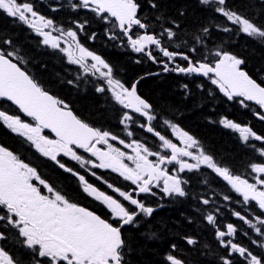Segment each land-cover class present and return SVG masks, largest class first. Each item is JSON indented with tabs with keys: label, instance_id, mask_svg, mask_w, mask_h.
<instances>
[{
	"label": "snow or ice",
	"instance_id": "6c2138e0",
	"mask_svg": "<svg viewBox=\"0 0 264 264\" xmlns=\"http://www.w3.org/2000/svg\"><path fill=\"white\" fill-rule=\"evenodd\" d=\"M199 3L223 19V27L216 25L218 30L225 33L235 30L264 41V21L257 22L245 15L232 0H199ZM149 4L153 9L158 7L155 0H149ZM68 6L72 11H89L101 21L114 25L127 38L134 52L146 55L153 63L160 62L152 51L158 49L167 58L163 63L166 72L206 77L228 101L245 108L252 102L262 110L255 114L264 120V82H257L242 70L244 61L237 56L217 49L210 53L215 60L209 62L207 56L195 58L196 47L170 51L164 47L163 40H175V29L179 25L172 21L169 27L161 24L159 34L149 33V24L139 14L141 5L138 0H68ZM0 11L32 29L42 38L43 45L64 53L68 63L77 65L85 75L102 79L104 84L96 91H107L115 104L125 110L120 122L127 136L123 139L78 117L65 101L50 94L22 67L26 61L19 50L13 48L12 40L3 39V44L8 47L0 48V126L20 137L40 157L76 177L81 192L103 206L109 215L105 218L74 202L20 154L0 144V241L15 236L20 246L28 250L32 264H126L127 242L123 229L138 226L137 217L142 214L150 217L154 211L138 198L140 194L155 196V188L164 196L185 197L188 194L184 187L187 181L180 174L205 167L238 193L245 205L254 202L260 210V215L252 213L251 209L249 215L238 211L233 215L260 237L252 243L264 249V162L250 165L254 176L249 182L218 164L198 140L177 124L162 121L171 130L172 138L157 130L152 122L158 120V116L152 105L137 94L136 85L126 87L115 79L112 67L79 43L77 31H83L84 23H76V30L57 27L52 19L38 14L27 0H0ZM156 19L162 21L164 17L158 15ZM134 28L143 30V33L137 34ZM202 31L206 35L211 28L204 27ZM53 32L59 35L54 36ZM117 38L109 36V39ZM194 39L197 44L205 45L203 37ZM139 118H143V122ZM220 123L238 132L245 143L249 139L264 142V136L250 127L228 118H222ZM133 125L152 134L159 142L158 148L154 150L145 141L134 139ZM259 151L264 157V149ZM65 158L75 162L83 172L69 166ZM169 165L173 166L171 171ZM97 170L115 173L123 181L130 182L132 187L126 190L117 186ZM88 176L100 181L107 190L90 182ZM209 202L208 199L202 200L205 205ZM206 220L211 225L216 223L213 214H208ZM237 231V226L231 223L225 230H216L220 245L227 250L220 258L222 264H234L233 257H239L244 264H264V252L254 254L235 242ZM187 243L195 244L196 241L188 238ZM166 259L170 264H183L173 255ZM0 264L21 262L0 247Z\"/></svg>",
	"mask_w": 264,
	"mask_h": 264
},
{
	"label": "trees",
	"instance_id": "16d2710c",
	"mask_svg": "<svg viewBox=\"0 0 264 264\" xmlns=\"http://www.w3.org/2000/svg\"><path fill=\"white\" fill-rule=\"evenodd\" d=\"M141 1L142 7L146 8L147 15L152 19L151 25L156 30L155 33L159 32L161 24L169 27L171 22L175 21L179 25V28L175 29L176 39L172 40V45L179 51L196 47L198 49L194 54L196 59H201L202 56L214 57L210 53L217 49L228 51L244 61L243 70L249 76L257 82H264V41L236 33L235 30L228 33L218 30L215 22L220 21L223 27V19L214 16L203 6L193 3L195 2L193 0H155L158 6L156 9L150 7L149 0ZM232 3L238 6V10L256 19L257 22L264 21L262 0H232ZM158 15H162L164 19L157 20ZM75 18L79 19V17ZM204 27L211 28L206 35L202 31ZM87 32L90 33L89 30ZM94 32L96 31L92 33ZM96 33L95 37L99 38L100 33L98 31ZM196 36L203 37L205 45L197 44L194 39ZM3 39L12 40V45L28 59L26 65H31L35 69L39 79L54 91V94L71 104L73 107L70 108L75 114H80L93 125L107 129L119 126L122 116L118 112L123 114L124 109L93 90L82 86H70L65 76L63 61L44 54L38 48L37 41L23 28L13 25L10 19L0 14V48L4 46ZM106 41L103 36L102 42ZM172 45L167 47L172 48ZM83 46L97 55L106 52L107 58L115 68L117 79L123 84L130 85L129 87L138 83L139 94L154 106L159 118H170L180 127L191 131L192 135L203 141L218 164L228 167L236 175L248 178L250 165L255 163L261 141L250 139L245 143L238 132L225 128L220 120L228 118L264 136V120L259 119L255 114L262 111L258 106L249 103L248 108L239 109L234 101L224 100L220 91L210 81L171 71L163 74L164 70L159 64L153 63L146 56L140 58L129 56L127 52L124 54L121 50L112 47H109L111 50L106 49L104 52L88 40H84ZM157 74L158 76H155ZM200 88L204 91H200ZM132 130L135 133L134 138L149 145L153 141L149 133L143 129L133 125ZM0 136H2L0 143L11 150L18 149L22 153L43 158L5 127L0 126ZM42 162L46 166L45 173H41L45 179L75 199L84 197L71 176L46 161ZM98 174L107 179L102 173L98 172ZM194 175L202 179H185L187 183L184 187L188 193L185 197H167L157 193L156 199L148 195L140 199L155 211L150 217L143 214L139 217V229L127 226L123 229L127 242L126 264H170L166 259L168 255L179 258L183 264H222L220 258L227 250L220 245L216 230L217 228L225 230L229 223L237 226L236 243L247 247L257 255L264 252V249L252 243V240H259L260 237L233 215L234 211L249 215V209L259 215L255 204L245 205L242 197L209 169H202ZM108 181L126 190L132 187L113 179ZM100 186H103L101 182ZM225 196L230 199L225 200ZM203 199H208L209 204H203ZM97 213L107 218L102 212ZM208 214L215 215V225L207 222ZM244 232L248 235H243ZM188 238L194 239L196 243L188 244ZM0 247L20 262L22 260L32 262L28 250L22 248L13 235L7 240L0 241ZM232 259L234 264H244L239 257Z\"/></svg>",
	"mask_w": 264,
	"mask_h": 264
},
{
	"label": "flooded vegetation",
	"instance_id": "af4514ba",
	"mask_svg": "<svg viewBox=\"0 0 264 264\" xmlns=\"http://www.w3.org/2000/svg\"><path fill=\"white\" fill-rule=\"evenodd\" d=\"M141 2H142V1H141ZM141 4H142V3H141ZM209 61L212 62V61H214V59L210 58ZM179 63H180L181 65H183V64H184V61L180 60ZM220 94H221V97H222L224 100L227 99L222 93H220ZM234 104H236V106H237L239 109H242V110H243V107H242L241 105H239V104L236 103V102H234ZM165 120H169V121H171L172 123H174L170 118H169V119H165ZM162 121H163V120H162ZM162 121L157 120L155 127L157 128V130L161 131V132L164 133V134H167L170 138H172V137H171V130L168 129V128L163 124ZM175 124H176V123H175ZM178 126H179V125H178ZM179 127H180V126H179ZM180 128L183 129L184 131L188 132V133L192 136V132H191V131H189L188 129L182 128V127H180ZM158 145H159V142H158L155 138H153V141L151 142V144H150L149 146L152 147L154 150H156V149L158 148ZM200 146L203 148L202 145H200ZM203 149H204V148H203ZM85 155H87V154H85ZM65 159H66V158H65ZM66 162L69 164V161H67V159H66ZM168 167H169L170 171L173 169V166H172V165H169ZM202 169H205V167H201V169H200L199 171H201ZM103 171H105V170H103ZM105 172H107V171H105ZM197 172H198V171H191V172L185 171L184 173H181L180 175H181V177H182L183 180H185V179H202L201 177H199V176H195V175H194V174L197 173ZM112 177H113V179H114L115 181H117V182H119V183L130 184V182L123 181V179L120 178V177H118V175L115 174V173L112 174ZM209 179H211V178H209ZM90 180H91V182H92L93 184H95L96 186L98 185V181H97L96 179H90ZM153 191H154V192H157L158 194H162V193L159 192L158 189H155V188H154ZM149 196H150L152 199H156V197L153 196V195H150V194H149ZM142 198H143V196H140V197H139V199H142Z\"/></svg>",
	"mask_w": 264,
	"mask_h": 264
},
{
	"label": "water",
	"instance_id": "95a60500",
	"mask_svg": "<svg viewBox=\"0 0 264 264\" xmlns=\"http://www.w3.org/2000/svg\"><path fill=\"white\" fill-rule=\"evenodd\" d=\"M140 14V13H139ZM142 32H143V30H142ZM196 77H198V78H203V79H207L206 77H202V76H197V75H195Z\"/></svg>",
	"mask_w": 264,
	"mask_h": 264
},
{
	"label": "rangeland",
	"instance_id": "374dc122",
	"mask_svg": "<svg viewBox=\"0 0 264 264\" xmlns=\"http://www.w3.org/2000/svg\"><path fill=\"white\" fill-rule=\"evenodd\" d=\"M263 45H264V42H263ZM2 136H0V138H1Z\"/></svg>",
	"mask_w": 264,
	"mask_h": 264
}]
</instances>
